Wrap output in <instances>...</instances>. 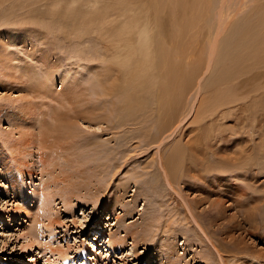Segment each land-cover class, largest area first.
<instances>
[{
    "label": "rangeland",
    "instance_id": "rangeland-1",
    "mask_svg": "<svg viewBox=\"0 0 264 264\" xmlns=\"http://www.w3.org/2000/svg\"><path fill=\"white\" fill-rule=\"evenodd\" d=\"M126 1L133 3L127 5ZM154 1L158 0H4L1 4L0 33L11 13L33 16L35 23L25 25L29 30V54L42 61L48 72L58 75L53 83L41 88L34 85L40 76L37 63L26 74L21 69L13 72L7 65L0 66V264H251L247 254L228 247L218 263L211 241L185 216L179 196L190 204L203 196L183 184L179 185L180 192L174 185L179 194L166 186L157 167L156 143L151 139L157 136L155 114L142 124L145 127L137 119L125 125L112 116L110 120L106 105L111 101L98 95L96 70L110 60L107 49L111 33L124 29L134 12L153 6ZM240 1L226 0L225 6L235 9ZM255 1H247L238 11L228 31L220 36L221 46L228 43L231 31L242 26ZM210 14L205 21L207 27L216 23L214 13ZM15 51L18 54L11 57H25L23 48ZM62 72L67 73L66 83L59 78ZM210 75L211 71L201 83ZM105 103L102 114L105 112L107 120L97 112V118L94 114L89 121H78L71 135L43 127L51 123L50 115L56 109L69 116L80 111L86 116L85 108H100ZM143 130H150L149 137ZM229 132L226 129L225 133ZM171 141L170 137L161 142V153ZM246 175V181L256 176V200L240 196V201L246 208L256 204L262 211V152ZM242 178L226 180L229 187L237 184L232 199H237L240 190L244 195L252 194ZM230 205L225 211L228 217L237 212ZM193 208L205 219L201 211L207 204ZM202 222H206L205 227L207 217ZM240 232L233 229L211 239L217 244L219 238L225 241L227 235H240L245 243L264 248V239ZM207 249L212 250L214 262L199 258L198 251L206 253Z\"/></svg>",
    "mask_w": 264,
    "mask_h": 264
},
{
    "label": "bare ground",
    "instance_id": "bare-ground-1",
    "mask_svg": "<svg viewBox=\"0 0 264 264\" xmlns=\"http://www.w3.org/2000/svg\"><path fill=\"white\" fill-rule=\"evenodd\" d=\"M247 1L241 0L231 10L225 6L226 0H217L216 3L214 0H158L150 7L143 4L146 6L139 13L134 12L128 26L111 33L112 41L107 49L110 60L107 64L102 62L101 65L100 61L101 66L97 65L99 69L95 78L99 89L95 88L99 96L109 98L111 106L105 103L100 108H85L86 116L80 110V113L69 116L56 109L50 115L51 123L43 124L46 130H56L68 136L73 133L78 121L84 118L89 121L94 114L97 118V112L105 120L112 116L125 122V125L126 122L139 120L141 126L155 114L153 122L157 136L151 139L156 143L157 167L161 177L166 186L177 194L174 185L179 191L181 184L202 194L203 198L194 200L192 205L181 195L178 196L185 216L211 241L218 263L228 247L247 254L251 264H264V248L245 243L239 234L227 235L229 239L225 241L223 238H219V242L214 240L217 244L211 239L213 236L218 239V233L226 234L233 229L264 239V234L260 233L261 229L264 230V209L261 211L256 204L246 208L240 201L255 197L253 194L258 189L256 176L251 175L250 181H246V171L255 165L261 152L264 154V0L255 1L242 26L231 31V37L227 36L228 43L221 46L219 41L238 11L248 4ZM3 2L0 0V6ZM126 3L130 5L133 2ZM134 4L137 6V3ZM210 13H214L216 23L207 27L205 21L210 18ZM34 19L33 16L9 15V22L0 33V66L7 65L14 69L13 72L21 69L20 72L26 74L37 63L40 76L34 85L44 88L53 83L58 73L48 72L42 61L29 54V30L25 25L34 24ZM19 21L21 24H17ZM17 48L25 50V57H11L17 53ZM209 71V79L202 84L201 79ZM67 73H61V82L68 81ZM72 80L69 79V82ZM104 105L109 109L107 118L105 112L102 114ZM226 129L230 130L228 134ZM149 131L143 132L145 137H149ZM170 137L172 141L161 153L159 145ZM41 143L44 145L43 141ZM242 177L252 194L244 195L240 190L237 199H232L238 191L237 184L231 183V191L226 180H240ZM200 204H207V208L201 211L205 219L194 211L193 207ZM230 204L236 207L237 212L228 217L225 211ZM257 211L261 212L259 217ZM206 217L208 224L204 227L203 223L207 221H202ZM197 254L206 263L214 262L210 249L206 253L199 250Z\"/></svg>",
    "mask_w": 264,
    "mask_h": 264
}]
</instances>
